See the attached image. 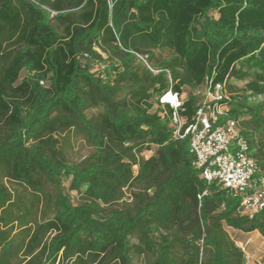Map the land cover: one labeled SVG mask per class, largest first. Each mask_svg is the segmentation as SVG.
<instances>
[{
	"label": "trees",
	"instance_id": "obj_1",
	"mask_svg": "<svg viewBox=\"0 0 264 264\" xmlns=\"http://www.w3.org/2000/svg\"><path fill=\"white\" fill-rule=\"evenodd\" d=\"M209 81L264 170V0H0V264H250L229 229L264 239V209L161 115Z\"/></svg>",
	"mask_w": 264,
	"mask_h": 264
},
{
	"label": "built area",
	"instance_id": "obj_2",
	"mask_svg": "<svg viewBox=\"0 0 264 264\" xmlns=\"http://www.w3.org/2000/svg\"><path fill=\"white\" fill-rule=\"evenodd\" d=\"M197 93L201 96L199 107L193 122L187 127L186 120L180 115L184 102L172 88L160 98L161 115H167V110L172 112L173 136L176 139L189 137L190 152L202 178L208 184L218 182L239 196L243 214L253 218L264 209V170L253 157L240 119L229 116L231 94L227 85H214L209 81ZM238 246L245 251V246Z\"/></svg>",
	"mask_w": 264,
	"mask_h": 264
},
{
	"label": "rangeland",
	"instance_id": "obj_3",
	"mask_svg": "<svg viewBox=\"0 0 264 264\" xmlns=\"http://www.w3.org/2000/svg\"><path fill=\"white\" fill-rule=\"evenodd\" d=\"M25 76V73L22 74V77ZM247 83L248 81H232V92L234 96H241L247 93ZM198 90H191L189 88L183 89L182 100L187 99L188 95L199 96L197 93ZM163 113V109H162ZM88 150H82V155H86ZM148 157L151 153L146 154ZM245 253L247 260L252 264H264V239L260 238L258 242H255L253 245L245 246Z\"/></svg>",
	"mask_w": 264,
	"mask_h": 264
},
{
	"label": "crops",
	"instance_id": "obj_4",
	"mask_svg": "<svg viewBox=\"0 0 264 264\" xmlns=\"http://www.w3.org/2000/svg\"><path fill=\"white\" fill-rule=\"evenodd\" d=\"M229 233L237 245L241 244L243 246L253 245L255 242H258L260 238H262L261 234L257 231L253 233H244L234 229H229Z\"/></svg>",
	"mask_w": 264,
	"mask_h": 264
}]
</instances>
